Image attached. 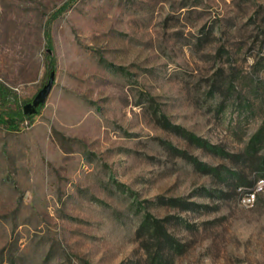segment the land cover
Instances as JSON below:
<instances>
[{
  "label": "rangeland",
  "instance_id": "rangeland-1",
  "mask_svg": "<svg viewBox=\"0 0 264 264\" xmlns=\"http://www.w3.org/2000/svg\"><path fill=\"white\" fill-rule=\"evenodd\" d=\"M52 70L0 123V264H264V0H0V115Z\"/></svg>",
  "mask_w": 264,
  "mask_h": 264
},
{
  "label": "trees",
  "instance_id": "trees-1",
  "mask_svg": "<svg viewBox=\"0 0 264 264\" xmlns=\"http://www.w3.org/2000/svg\"><path fill=\"white\" fill-rule=\"evenodd\" d=\"M47 39L48 41H50V33L47 32L46 33ZM50 44V43H49ZM52 62V66H54V59L51 58ZM53 72V70H52ZM16 102V98L15 96L8 91L3 85H0V104L2 106H8L11 103H15ZM43 108V106H40L37 108V113H40V110ZM36 114H25L24 109H23V113L21 112H15V111H5L0 115V123H6V122H10V124L13 126L14 124L17 123V118L22 116L23 118H33Z\"/></svg>",
  "mask_w": 264,
  "mask_h": 264
},
{
  "label": "water",
  "instance_id": "water-1",
  "mask_svg": "<svg viewBox=\"0 0 264 264\" xmlns=\"http://www.w3.org/2000/svg\"><path fill=\"white\" fill-rule=\"evenodd\" d=\"M54 80H55V73L53 71L50 74L48 83L39 91L35 99L31 103H28L24 106L23 109L25 114H32V115L36 114L37 108L45 104V100L47 99L48 95L50 94L53 88Z\"/></svg>",
  "mask_w": 264,
  "mask_h": 264
},
{
  "label": "bare ground",
  "instance_id": "bare-ground-1",
  "mask_svg": "<svg viewBox=\"0 0 264 264\" xmlns=\"http://www.w3.org/2000/svg\"><path fill=\"white\" fill-rule=\"evenodd\" d=\"M263 180L264 178L258 179L251 190L246 191L242 194L241 203H245L246 200H251L252 197H254V194H256V197L254 199H252L251 201H248L245 204H242L243 206L247 208H251L255 205L259 194L264 192V187L261 188Z\"/></svg>",
  "mask_w": 264,
  "mask_h": 264
},
{
  "label": "built area",
  "instance_id": "built-area-1",
  "mask_svg": "<svg viewBox=\"0 0 264 264\" xmlns=\"http://www.w3.org/2000/svg\"><path fill=\"white\" fill-rule=\"evenodd\" d=\"M263 187H264V180H263L262 185H261V188H263ZM255 197H256V194H254V197H252V199H254ZM251 200H246L245 203H247L248 201H251ZM245 203H242V204H245Z\"/></svg>",
  "mask_w": 264,
  "mask_h": 264
}]
</instances>
